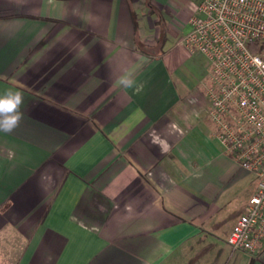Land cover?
Listing matches in <instances>:
<instances>
[{
    "label": "crops",
    "instance_id": "obj_1",
    "mask_svg": "<svg viewBox=\"0 0 264 264\" xmlns=\"http://www.w3.org/2000/svg\"><path fill=\"white\" fill-rule=\"evenodd\" d=\"M198 4L0 0V264H264L228 243L256 181L183 42Z\"/></svg>",
    "mask_w": 264,
    "mask_h": 264
},
{
    "label": "built area",
    "instance_id": "obj_2",
    "mask_svg": "<svg viewBox=\"0 0 264 264\" xmlns=\"http://www.w3.org/2000/svg\"><path fill=\"white\" fill-rule=\"evenodd\" d=\"M183 42L209 62V112L226 151L256 186L229 236L233 250L264 245V0H200Z\"/></svg>",
    "mask_w": 264,
    "mask_h": 264
},
{
    "label": "clouds",
    "instance_id": "obj_3",
    "mask_svg": "<svg viewBox=\"0 0 264 264\" xmlns=\"http://www.w3.org/2000/svg\"><path fill=\"white\" fill-rule=\"evenodd\" d=\"M116 83L123 88H132L134 80L130 73H125L118 77ZM23 103V94L18 90L8 89L0 95V132L12 133L19 127L23 119Z\"/></svg>",
    "mask_w": 264,
    "mask_h": 264
},
{
    "label": "rangeland",
    "instance_id": "obj_4",
    "mask_svg": "<svg viewBox=\"0 0 264 264\" xmlns=\"http://www.w3.org/2000/svg\"><path fill=\"white\" fill-rule=\"evenodd\" d=\"M195 1L198 2V3L200 2V0H195Z\"/></svg>",
    "mask_w": 264,
    "mask_h": 264
}]
</instances>
